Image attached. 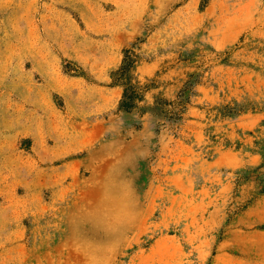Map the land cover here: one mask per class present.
Instances as JSON below:
<instances>
[{"label":"rangeland","instance_id":"374dc122","mask_svg":"<svg viewBox=\"0 0 264 264\" xmlns=\"http://www.w3.org/2000/svg\"><path fill=\"white\" fill-rule=\"evenodd\" d=\"M0 264H264V0H0Z\"/></svg>","mask_w":264,"mask_h":264}]
</instances>
